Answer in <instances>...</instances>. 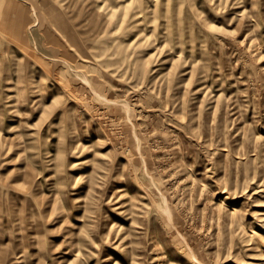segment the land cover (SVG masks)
<instances>
[{"label":"rangeland","instance_id":"obj_1","mask_svg":"<svg viewBox=\"0 0 264 264\" xmlns=\"http://www.w3.org/2000/svg\"><path fill=\"white\" fill-rule=\"evenodd\" d=\"M263 251L264 0H0V264Z\"/></svg>","mask_w":264,"mask_h":264},{"label":"bare ground","instance_id":"obj_2","mask_svg":"<svg viewBox=\"0 0 264 264\" xmlns=\"http://www.w3.org/2000/svg\"><path fill=\"white\" fill-rule=\"evenodd\" d=\"M38 18H39V17H38ZM38 18H37V19H38ZM36 232H37V231H36ZM36 232H35V233H36ZM90 237H91V236H90ZM93 237H94V236H93ZM101 237H102V236H101ZM92 239H93V238H92ZM95 239H96V238H95ZM93 240H94V239H93ZM73 243H74V244H75V243H79V241H77V242H73ZM256 245H257L258 247H261V245H260L259 243H257ZM79 251H80V250L77 249V252H79ZM261 255H264V251H263V254H261Z\"/></svg>","mask_w":264,"mask_h":264}]
</instances>
